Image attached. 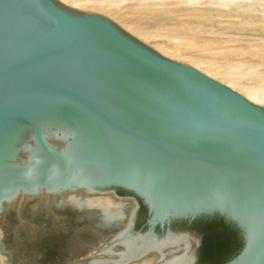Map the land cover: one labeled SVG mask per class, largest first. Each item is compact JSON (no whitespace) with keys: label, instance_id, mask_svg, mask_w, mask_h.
<instances>
[{"label":"water","instance_id":"obj_1","mask_svg":"<svg viewBox=\"0 0 264 264\" xmlns=\"http://www.w3.org/2000/svg\"><path fill=\"white\" fill-rule=\"evenodd\" d=\"M79 193L133 207H50ZM199 220L237 231L223 264H264V106L103 16L0 0V259L196 264L202 236L171 225Z\"/></svg>","mask_w":264,"mask_h":264},{"label":"rangeland","instance_id":"obj_2","mask_svg":"<svg viewBox=\"0 0 264 264\" xmlns=\"http://www.w3.org/2000/svg\"><path fill=\"white\" fill-rule=\"evenodd\" d=\"M121 1L87 0L85 2L83 0L82 2H85L89 7L86 9H75L92 14L97 13L111 20L160 54L162 53L157 50L160 45L161 48H168V44L172 52L173 50L176 51L178 47L176 52L178 53L181 50V54L180 52V55L173 53L177 58L182 57L181 61L174 58L169 59L188 66L190 65L186 61L190 58L192 60L193 57L194 60L197 59L199 66L202 65L204 66L203 68L208 67L209 69L212 67L213 71L218 73L222 71L224 73L229 67L234 66L235 63L238 66L241 61V65H239L242 67H240V72L246 73L238 76L240 80L245 79L241 82L245 83L247 81L245 84L263 85L261 80L264 81V0H123L124 3ZM90 6L93 7L91 8ZM100 8L104 11H98ZM215 8L217 11L220 10V13L216 12ZM127 27L131 29L129 30ZM132 29L140 31L144 36L149 37V40L144 42V40L134 35ZM173 46H175L176 50ZM190 54H193V56ZM206 55L208 58L205 57ZM211 56L213 57L211 58ZM183 57L188 59H183ZM206 62H211V64H208L213 66H208ZM215 64L218 67L220 66L219 69H217ZM244 66H247L245 68L249 66L251 68L252 66V69H244ZM217 81L226 85L223 81ZM259 81L262 83L257 84L256 82ZM234 91L238 92L237 90ZM238 93L240 94V92ZM42 221L41 223L46 228L45 230L47 232L50 231L51 226L45 223L44 220ZM1 235L2 228H0V237ZM3 259H5L6 263L7 259Z\"/></svg>","mask_w":264,"mask_h":264},{"label":"bare ground","instance_id":"obj_3","mask_svg":"<svg viewBox=\"0 0 264 264\" xmlns=\"http://www.w3.org/2000/svg\"><path fill=\"white\" fill-rule=\"evenodd\" d=\"M61 1L62 3L64 4H67L68 6L72 7V8H77V9H86L88 8L89 6L86 5V1L85 2H82L83 0H59ZM236 1V0H235ZM93 2V1H92ZM91 2V3H92ZM97 2V1H95ZM108 2V1H107ZM123 2V0L121 1ZM192 2V1H191ZM190 2V3H191ZM225 2V1H224ZM228 2V1H226ZM231 2V1H229ZM254 2V1H253ZM87 3H90V2H87ZM90 3V4H91ZM124 3V2H123ZM234 3V2H233ZM95 4V3H94ZM92 4V5H94ZM110 4V3H109ZM112 4V3H111ZM180 4V3H179ZM253 4V3H252ZM177 5V4H176ZM189 6V5H188ZM250 6V5H249ZM91 7V6H90ZM93 7V6H92ZM91 7V8H92ZM99 7V6H97ZM101 7V6H100ZM184 7V6H183ZM187 7V6H186ZM202 7V6H201ZM189 8V7H188ZM196 8V7H194ZM203 8V7H202ZM220 8V7H218ZM145 9V8H144ZM180 9V8H179ZM216 9V8H215ZM97 10V9H96ZM99 10H103V9H98ZM111 10V9H110ZM143 10V9H142ZM159 10V9H158ZM173 10V9H172ZM177 10V9H176ZM219 10V9H218ZM248 10V9H247ZM104 11V10H103ZM116 11V10H115ZM148 11V9H147ZM220 11V10H219ZM219 11H217L216 9V12L220 13ZM224 11V10H223ZM250 11V10H248ZM253 11V10H252ZM106 12V11H105ZM113 12V11H112ZM160 12V11H158ZM179 12V11H178ZM244 12V11H243ZM247 12V11H246ZM149 13V12H148ZM177 13V11H176ZM248 13V12H247ZM97 14V13H96ZM110 14V13H109ZM153 14V12H152ZM164 14V13H163ZM170 14V13H169ZM216 14V13H215ZM222 14V13H221ZM218 15V14H217ZM173 16V15H172ZM216 17V16H214ZM129 28V30L131 29L130 27H127V29ZM132 32L134 33V35H136L138 38L144 40V42L146 40H149L147 38V36H144L142 33H140V31H136V30H133L132 29ZM151 40V39H150ZM150 42V41H149ZM155 43V42H154ZM160 43V42H159ZM164 43V42H163ZM169 43V42H168ZM176 44V43H175ZM174 44V45H175ZM157 45V44H155ZM173 45V44H172ZM171 45V46H172ZM168 48H161V45L160 47H157V50L160 51L165 57L167 56L168 58H174V59H177L179 61H181V58H177V56L173 53H177L176 51H178V47H177V50L175 48V46H173L175 48L176 51L173 50V52L171 51L170 49V46L167 44ZM151 48V47H150ZM182 48V47H180ZM179 48V50H180ZM170 49V50H169ZM181 51V50H180ZM179 51V52H180ZM183 51V50H182ZM263 51V50H262ZM179 52L177 53V55L179 54ZM181 54V52H180ZM179 54V55H180ZM193 56V54H190ZM202 56V55H201ZM197 57V56H196ZM203 57V56H202ZM207 57V55L205 56ZM210 57V56H209ZM213 56H211L212 58ZM187 58V57H186ZM183 57V59H186ZM208 58V57H207ZM245 58V57H243ZM188 59V58H187ZM191 58L186 61L187 64H189L190 66L194 67L195 69L199 70L200 72L204 73L206 76H210L212 78H215L217 80H220V81H223L227 86H229L230 88L234 89V90H237L238 92H240V94H242L247 100H249L250 102L254 103V104H257V105H261V106H264V81L261 80L262 84L263 85H255V84H252V83H249V84H245L241 81L245 80V79H241L240 80V77H238L239 75L241 74H246V73H243V72H240V67L239 65H241V61L239 62L238 66L236 65L237 63L234 64V66H231L227 69V71H225L224 73H218L217 71H213V68L211 67V69H209L208 67L206 68H203L204 66H199V63H197V59H193L192 57V60ZM200 60V59H199ZM238 60V59H236ZM190 61V62H189ZM202 62V60H200ZM185 62V60H184ZM204 62V61H203ZM237 62V61H236ZM209 63V62H208ZM206 62V64L208 66H213V65H209L211 64V62L208 64ZM216 63V62H214ZM213 63V64H214ZM218 63V62H217ZM225 63V62H224ZM243 63V62H242ZM204 64V63H202ZM228 64V63H227ZM227 64H226V68H227ZM246 64V63H245ZM219 65V64H218ZM236 65V66H235ZM248 65V64H247ZM206 66V65H205ZM215 66L217 67V69H219V67L215 64ZM225 66V65H224ZM223 66V67H224ZM229 66V65H228ZM243 66V64H242ZM247 66H244L243 68L244 69H249L250 66L248 68H245ZM225 68V67H224ZM242 68V67H241ZM254 68V66H253ZM215 69V70H217ZM222 69V67H221ZM252 69V66L250 68V70ZM255 69V68H254ZM256 70V69H255ZM254 70V71H255ZM220 71V70H219ZM258 74V73H257ZM256 75V74H255ZM244 76V75H243ZM242 77V76H241ZM243 78V77H242ZM264 79V78H263ZM254 80V78H253ZM258 81V79H256ZM255 81V80H254ZM257 84L260 83L259 82H256ZM260 83V84H261ZM43 205V203L41 202H36L33 207H37L39 208V206ZM65 205H68L70 207V209H73V210H76L80 213H82L83 215H85L86 210H97L99 213V221L95 220V218L93 217L91 220L97 224V225H113L115 227L119 226L121 221L123 219H125L127 217V213L132 210V203L131 202H127V201H118L114 198H112L111 196H107V197H90V196H87L83 193H79V194H71V195H66V196H62V197H58V198H53L51 200V203H50V207L53 208V207H64ZM36 208V209H37ZM59 209V208H58ZM85 211V212H84ZM89 218H91L90 216H87ZM5 259L1 258L0 259V264H5Z\"/></svg>","mask_w":264,"mask_h":264},{"label":"trees","instance_id":"obj_4","mask_svg":"<svg viewBox=\"0 0 264 264\" xmlns=\"http://www.w3.org/2000/svg\"><path fill=\"white\" fill-rule=\"evenodd\" d=\"M205 236L202 260L209 261L211 264H222L230 255L236 239L238 241L237 231L226 226L222 220L209 222L205 226Z\"/></svg>","mask_w":264,"mask_h":264},{"label":"flooded vegetation","instance_id":"obj_5","mask_svg":"<svg viewBox=\"0 0 264 264\" xmlns=\"http://www.w3.org/2000/svg\"><path fill=\"white\" fill-rule=\"evenodd\" d=\"M144 221H145V213H144V210H142V208H141L139 210V212H138L137 228H140L144 224ZM212 221H214V220H199V221L192 222V223L178 222V223H172V225H171L172 229H174V230H180V231L188 230V231H193V232H195V233H197V234H199V235L202 236L201 246H200V248L197 251V261H196V264H211L209 261H203L202 260V253L204 252L205 238H206V236H205V226L208 225L209 222H212ZM69 225L65 227V234H66V236L67 235L74 236L73 230H72V228ZM49 236L50 237L51 236H57V233H54V232L49 231V233H47L46 237H49ZM238 244H239V241H237V239H236V241L234 242L233 247L231 246L232 248H231L230 255L227 257L226 260H228L231 256L234 255V253L236 252V250L239 247Z\"/></svg>","mask_w":264,"mask_h":264}]
</instances>
